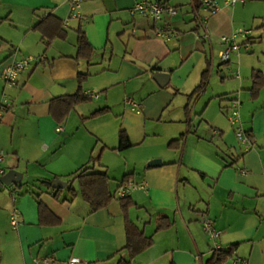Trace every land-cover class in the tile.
Listing matches in <instances>:
<instances>
[{
    "label": "crops",
    "instance_id": "obj_1",
    "mask_svg": "<svg viewBox=\"0 0 264 264\" xmlns=\"http://www.w3.org/2000/svg\"><path fill=\"white\" fill-rule=\"evenodd\" d=\"M137 1L84 0L80 15L73 16L70 0H0V105L5 96L11 102L0 124V147L7 171L22 173L18 185L0 181V264H54L45 262L47 256L65 263L77 256L76 264L130 258L120 199L93 210L81 193L73 197L68 185L58 198L48 183L66 180L98 156L117 197L122 184H138L128 194L137 203L128 216L155 242L134 264H212L217 243L234 246L222 264H264V87L252 91L253 73L264 71V62L247 52L256 34L252 30L241 50L217 63L226 46L222 36L236 29L234 5L218 0L221 8L203 26L198 20L203 0H191L192 17L166 10L160 20L132 15ZM46 12L65 22V37L46 35L41 25L49 29L57 23L43 22ZM150 19L154 25L145 21ZM161 28L180 33L167 38ZM80 30L95 47L90 58L79 56ZM25 54L36 59L20 73L18 85H11L3 68ZM205 71L206 86L190 96ZM80 72L88 73L86 99L63 117L56 98L78 91ZM159 72L170 73L167 84L155 78ZM130 97L142 103L141 111L132 108ZM236 100L240 122L226 111ZM132 111L150 126L137 140L128 122ZM123 129L133 145L120 149ZM240 129L250 135L251 149ZM148 137L157 143L148 155L152 161L140 168L125 150ZM27 185L35 189L20 193ZM40 201L49 209L44 219ZM14 208L21 212L18 226L11 220ZM206 216L222 230L216 240L204 229ZM161 220L170 223L158 229Z\"/></svg>",
    "mask_w": 264,
    "mask_h": 264
},
{
    "label": "trees",
    "instance_id": "obj_2",
    "mask_svg": "<svg viewBox=\"0 0 264 264\" xmlns=\"http://www.w3.org/2000/svg\"><path fill=\"white\" fill-rule=\"evenodd\" d=\"M163 1L165 2L166 6H170L168 4V0H163ZM50 20H55L57 21V23H55V25H53L52 27H49V29H46L47 25L44 24L41 25V27L45 30L46 35L51 37H57V36L65 37L66 30L64 29L63 26L65 22L59 17L52 15L51 12H46L45 17L43 18V22L45 21L46 23L48 21L46 23L48 24ZM53 27H55V31L53 29H50ZM49 30L51 31V33ZM175 32L180 33V31L178 32L176 30ZM250 36L251 34H249L247 37H244L246 42L249 41ZM78 47H79L80 57L90 58L95 51V47L89 41L87 34L84 30H80L79 32ZM87 77H88V73L80 72L78 75L79 78L78 91L71 95H65L56 98V100L59 102L61 106V112L63 117H66L70 112V110L77 103H80L81 101H84L86 99L84 82L86 81ZM207 82H208V72L205 71L203 73V79L201 83L195 88V90L191 93L190 96L200 92L206 86ZM263 87H264V71L261 69H255L253 73L252 91L254 94H257L258 92H260V90ZM108 109H109L108 106L102 109H98L92 112L91 116H97L101 113L106 112ZM226 111L230 113L231 110L229 109V107L228 108L226 107ZM175 141L177 140H173L171 144H173ZM131 145H133V141L131 137L129 133L125 129H123L121 131V141L119 148L124 149ZM104 166L105 165L101 161V156H98L94 158L92 164L82 166L77 170L71 172L66 179L69 182L68 188L73 197L81 193L82 196L92 205L93 210L101 209L108 206L115 198L121 200L123 207L127 213L126 227H127L128 241L125 248L129 250L130 258L120 259L119 264H134L133 260L136 258V256L145 249L152 246L155 242V238L153 235L147 234L142 227H140L132 218L128 216V210L137 203L133 200L132 196L130 195L117 197V195L111 188L112 177L110 176L107 168H104ZM130 175L131 173H127L125 175V180H127V178ZM56 178L57 177L48 180V183L49 186L52 187L55 196L60 198L61 197L60 193L63 191V188H57L53 186V181ZM77 185H79L80 190ZM39 204H40L41 216L44 219V216H46V214L49 212V209L43 201H40ZM169 223L170 222H168L167 220H161L159 222L158 229L168 226ZM213 249L215 253L213 258L211 259L213 260L212 264H222L230 257L231 253L234 251V246L213 248ZM171 264H176V262L173 261L171 262Z\"/></svg>",
    "mask_w": 264,
    "mask_h": 264
},
{
    "label": "built area",
    "instance_id": "obj_3",
    "mask_svg": "<svg viewBox=\"0 0 264 264\" xmlns=\"http://www.w3.org/2000/svg\"><path fill=\"white\" fill-rule=\"evenodd\" d=\"M228 4L236 5L240 2H247L248 0H226ZM72 5V14L73 16L80 15L79 10L82 8L84 0H70ZM204 14L198 16L199 22L204 26L209 18V15L218 11L221 8V4L218 0H203ZM168 10L171 14L177 13V8L173 6H166L163 0H139L136 4L130 8V13L132 15L143 14L154 20H160L163 18L165 11ZM252 29H248L245 27H238L232 34H225L222 36L223 42L226 44V49H223L220 53L223 62H227L231 59V55L233 51L241 50L242 43L238 40L239 36L247 37L251 33ZM159 34L170 38L173 35L177 34V32L171 30L170 28H161L159 30ZM207 37L210 38L209 32H207ZM43 57H46L43 55ZM36 59L33 55H22L21 57H15L10 62L6 63L3 68V77L7 80V82L11 85H18L19 83V75L22 71L29 68L33 61ZM9 97L5 96L0 105V124L3 121L4 112L11 106V102L9 101ZM129 103L132 108L137 111L142 110V103L136 101L134 98H129ZM229 118L233 122L241 121V102L239 100L234 101V105L232 110L228 114ZM58 130H62L63 126H58ZM239 137L245 143L247 149H251L253 146V142L251 140L250 135L244 129H240L238 131ZM6 156V152L3 148L0 147V181H2V176L7 172V169L3 165L4 159ZM138 186L135 182L124 183L119 187V192L122 196L128 195L130 190L133 187ZM20 210L18 208H14L11 214V220L14 226H18L20 224ZM204 229L213 239H217L222 235V230L217 227L215 221L212 217L206 216L203 220ZM224 246L219 243L215 244L213 248H223ZM81 259L77 256L71 257L67 262L68 264H76L80 262ZM46 263L54 262V264H67L65 262L58 261L53 256H47L45 258ZM39 264V263H38ZM143 264V263H141Z\"/></svg>",
    "mask_w": 264,
    "mask_h": 264
},
{
    "label": "rangeland",
    "instance_id": "obj_4",
    "mask_svg": "<svg viewBox=\"0 0 264 264\" xmlns=\"http://www.w3.org/2000/svg\"><path fill=\"white\" fill-rule=\"evenodd\" d=\"M124 1H128V0H124ZM172 3L175 5L172 6L176 7L177 11L180 14L182 15L185 14L186 16L188 15L189 17H192L193 13L190 12L192 11L191 0H172ZM178 4L181 5L176 6ZM234 6L237 10L235 28L245 27L248 29H252L253 33L256 34L253 41L250 42V44H248L251 49L247 51L245 46L246 44H243V48H244L243 50H246L250 54H256V57L260 56L264 62V0H248L246 3H239ZM145 21H150L151 25L155 24L154 20L152 19ZM238 40L242 43L244 38L239 36ZM226 47L227 46H225L224 49H226ZM219 48L221 47L216 46L217 54ZM220 61L223 60L221 58V55L218 54L217 63ZM218 76L219 75L216 73V76L214 78L217 79ZM100 94H102V92ZM136 114L137 113H133L132 111V115L128 117V122H130L132 125L130 128L131 129L130 132L134 137V139L137 140L145 136V133H147V128L150 129V126H145L143 120ZM156 143H157L156 139L148 137L142 143L136 144L135 146L128 148L127 150H125V152L129 155L130 161L138 163V166L140 165V168H142L145 166L146 163L152 161L151 160L152 158H150L148 155L151 153ZM140 171L142 172V170ZM115 184L117 183L113 184L114 189H116ZM34 189L35 187L33 185H27L23 187L24 190L23 192L20 190V193L27 194L26 192L28 190H34ZM1 190H3V187H1L0 191ZM4 191L7 192L6 190ZM217 206L221 207V203L218 202Z\"/></svg>",
    "mask_w": 264,
    "mask_h": 264
},
{
    "label": "water",
    "instance_id": "obj_5",
    "mask_svg": "<svg viewBox=\"0 0 264 264\" xmlns=\"http://www.w3.org/2000/svg\"><path fill=\"white\" fill-rule=\"evenodd\" d=\"M170 73L169 72H159L155 74V78L159 80L161 85L167 84L169 81ZM166 79V81H164ZM153 163H156L154 161ZM22 179V173L18 171L16 168H12L9 171H7L3 176H2V182L5 185H14V184H19ZM68 181L62 178H56L53 181V186L57 188H64L68 185Z\"/></svg>",
    "mask_w": 264,
    "mask_h": 264
}]
</instances>
